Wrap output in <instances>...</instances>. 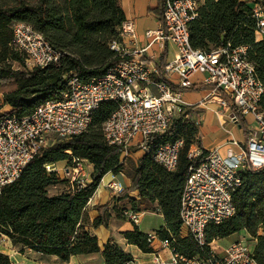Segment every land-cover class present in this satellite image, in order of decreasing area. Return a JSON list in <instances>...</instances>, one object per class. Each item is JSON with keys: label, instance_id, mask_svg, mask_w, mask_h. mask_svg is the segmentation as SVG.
Listing matches in <instances>:
<instances>
[{"label": "trees", "instance_id": "trees-1", "mask_svg": "<svg viewBox=\"0 0 264 264\" xmlns=\"http://www.w3.org/2000/svg\"><path fill=\"white\" fill-rule=\"evenodd\" d=\"M264 7V0H254ZM240 0H203L195 18L189 25L190 45L195 50L208 51L230 44L246 46L247 58L254 65L257 77L264 88V43L255 41V21L251 4ZM165 0H157L155 9H149L159 22H163ZM125 15L118 0H0V84H14L15 90L3 96V104L10 108L8 114L19 117L31 114L45 100L54 99L66 90L70 75L83 81L103 75L121 61L109 48L119 40L118 29ZM14 23H24L41 33L61 59L56 65L33 70L24 69V58L11 47ZM23 69H13L11 63ZM166 56L158 63L160 79ZM210 87H193L188 91H202ZM234 115L231 102L225 100ZM196 106L187 108L184 115L174 119L162 135L152 136L151 145L184 140L178 168L167 172L156 164L152 154H143L137 160L124 153H134L139 147L124 149L108 145L102 134V126L116 110L113 103L103 104L94 114L86 132L70 140L55 143L41 151L23 170L19 179L0 194V232L11 244L30 249L42 255H54L67 262L71 257L100 252L104 264H125L132 258L123 253L112 241L100 251L96 237L85 229L86 205L94 195L103 177L109 173L122 174L131 181L123 190L121 205L113 208L119 216L126 209L136 213L151 212L162 216L164 227L156 231L160 239L174 236L181 250L191 256L203 257L213 241L228 238L245 231L257 237L254 257L264 264V169L253 172L247 169L241 174V186L232 195L235 214L219 225H208L205 232V248L200 250L190 237H180L179 204L181 191L190 162L187 151L198 142V126L192 113ZM264 112V92L260 102ZM3 114L0 115V118ZM238 126L248 138L246 123L238 117ZM78 158L93 166L90 184L79 188L68 183V192L48 195L50 187L61 183L56 172H47V164ZM136 191L137 199L127 196ZM108 205L98 208L106 209ZM107 226L99 215L92 222L93 228ZM128 244L149 254L152 248L147 234L135 227L123 233ZM0 264H10L9 258L0 253Z\"/></svg>", "mask_w": 264, "mask_h": 264}, {"label": "built area", "instance_id": "built-area-1", "mask_svg": "<svg viewBox=\"0 0 264 264\" xmlns=\"http://www.w3.org/2000/svg\"><path fill=\"white\" fill-rule=\"evenodd\" d=\"M199 0H165L163 22L144 32L145 44L138 47L133 20H124L118 29L119 40L109 48L121 59L103 75L83 81L70 75L66 90L54 99L45 100L26 116L5 113L0 118V194L15 183L25 167L43 150L57 142L70 140L86 132L95 112L105 103H113L116 110L102 126L105 142L110 146L130 149L139 147L143 154H152L154 162L167 172L178 168L184 140L151 145L152 136L164 134L172 121L184 111L183 93L193 87L212 88L208 98L232 103L236 115L246 123L248 138L244 144L232 140L239 147L237 153L222 156L217 149L207 150L194 142L187 151L190 162L179 204L180 232L184 230L200 250H204L208 225H219L232 218L235 206L232 195L241 186V174L247 169H264V112L260 102L264 88L254 65L247 58V47L230 44L203 51L190 45L189 25L197 18ZM255 34L264 43V7L251 5ZM11 47L24 58L25 68H45L56 65L62 54L54 50L43 35L24 23L11 27ZM174 48L173 59L166 60L163 79H160L155 55L166 58L169 47ZM251 121H248V117ZM254 123L255 127L249 126ZM64 170L70 185L85 186L88 178L85 160L71 158ZM55 172L53 164L44 166ZM115 195L123 188L115 181L106 184ZM122 216L138 224L139 214L124 210ZM264 236L259 231L258 236ZM4 239H8L4 236ZM177 239L169 235L160 239L156 232L147 234L152 252L146 264H258L254 257L257 237L247 233L216 252L215 241L208 245L203 257L184 253ZM157 244V247L155 245ZM15 264V263H11ZM125 264H139L135 260Z\"/></svg>", "mask_w": 264, "mask_h": 264}, {"label": "crops", "instance_id": "crops-1", "mask_svg": "<svg viewBox=\"0 0 264 264\" xmlns=\"http://www.w3.org/2000/svg\"><path fill=\"white\" fill-rule=\"evenodd\" d=\"M199 1L200 3L203 2V0ZM240 1L252 3L254 0ZM118 2L124 12L125 20H133L135 23L138 47L143 46L145 44V30L154 29L157 26L158 19L149 12V9L156 8L157 0H118ZM149 55H155L157 63H159L162 56L161 53L153 50L149 52ZM210 92L205 94L202 90L194 92L186 91L183 93L182 100L185 105L196 106L195 109L201 110L198 135L196 138L198 142L203 144L205 149H217L222 156H227L229 153H237L239 147L233 146L231 141H237L242 145L246 142L247 136L238 126L237 122L231 121L232 111L227 105L223 106L219 98L211 97L209 101H206ZM6 107L9 108L8 106ZM138 152L140 153L139 157H141L143 152L141 150ZM124 154L127 155L128 152ZM62 163L63 161L54 165L56 173H58L56 166ZM84 168L88 175L85 185H88L91 182L89 180V175L92 173L93 166L86 161ZM105 177H107V181L104 180ZM110 181L117 182L123 190L126 191L131 186V181L122 174L113 175L109 173L105 175L94 195L87 202L85 229L91 236L96 237L100 251L103 250L104 245L108 241H112L123 253L130 256L132 260L137 261L139 264H146L148 261L147 254L142 253L137 247L128 244L122 234L134 231L135 227L143 234L156 232L160 228L164 227V222L157 230L146 232L142 231L138 227L139 222L138 224H133L123 216L119 217L113 208L123 203L122 201H119L120 197L123 195H115L112 191L106 188V184ZM126 194L132 199H137L138 197L136 191L127 192ZM105 205H108V207L99 211L98 208H102ZM126 210L134 212L131 209ZM138 214L141 218L145 212ZM99 215L105 219L107 226H100L95 229L92 227V222ZM241 233L246 235L245 231H241ZM180 237H186V232L184 230L180 232ZM221 241L222 240H220V242ZM4 245L6 246H0V253L9 258L10 264H104V258L100 252L73 256L67 262H63L54 255H42L30 249H23V251H20L19 247L13 246L11 242H6ZM155 247H157V244Z\"/></svg>", "mask_w": 264, "mask_h": 264}, {"label": "rangeland", "instance_id": "rangeland-1", "mask_svg": "<svg viewBox=\"0 0 264 264\" xmlns=\"http://www.w3.org/2000/svg\"><path fill=\"white\" fill-rule=\"evenodd\" d=\"M255 41L260 42L258 36L255 34ZM173 53H174V48L173 47H169V55L167 60L171 61L173 59ZM8 63H11L10 61ZM12 68L17 70V69H23L21 66H19L16 63H11ZM24 69L28 70V68H25L24 65ZM15 85L14 84H0V115L1 114H5L7 112L10 111V108H7L4 104H3V96L9 92L14 91ZM212 88H207L205 90H203L205 92V94H207L208 92H210ZM211 98H207L206 101H209ZM205 101V102H206ZM200 114H201V110H197L195 109V111L192 113V118L194 123L196 124V126H199V122H200ZM248 121H251V117H248ZM249 126L251 127H255L254 123L249 124ZM140 153L134 152V153H128L127 156L129 158H132L133 160H136L139 157ZM123 156H126V154H123ZM70 166L69 164V160H65L63 161L62 164L57 165V169H58V173L57 176L59 178V180L61 181V183L57 186L54 187H50L48 189V195L49 196H54L57 194H61V193H67L68 192V176L66 175V173L64 172L65 169H67ZM89 180H90V175H89ZM105 181H107V177L104 178ZM122 216V213H120L119 217ZM163 224L162 221V217L160 214L158 213H151V212H145V214H143L139 220V225L138 227L142 230V231H152V230H157L161 225ZM243 234L241 232H239L238 234L232 235L228 238L225 239H221L222 241L220 242V240H216L214 243V246L216 247V252H221V250L227 246L228 244H230L231 242H234L236 240H238V238L240 236H242ZM6 242H10L9 239H4V235L0 232V246H6L4 245V243Z\"/></svg>", "mask_w": 264, "mask_h": 264}]
</instances>
